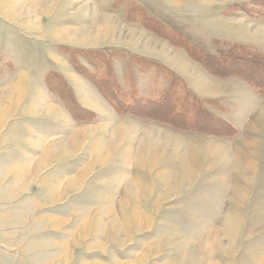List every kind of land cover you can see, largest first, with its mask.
<instances>
[{
	"label": "rangeland",
	"instance_id": "1",
	"mask_svg": "<svg viewBox=\"0 0 264 264\" xmlns=\"http://www.w3.org/2000/svg\"><path fill=\"white\" fill-rule=\"evenodd\" d=\"M0 264H264V0H0Z\"/></svg>",
	"mask_w": 264,
	"mask_h": 264
},
{
	"label": "trees",
	"instance_id": "2",
	"mask_svg": "<svg viewBox=\"0 0 264 264\" xmlns=\"http://www.w3.org/2000/svg\"><path fill=\"white\" fill-rule=\"evenodd\" d=\"M127 13H130V12L128 11ZM143 16H144V20H145L147 17L145 15H143ZM144 20H142V21L144 22ZM184 42L187 43L186 41H184ZM235 45H238V44H235ZM188 46L191 47V49L193 50L192 46H194V45H188ZM238 46H240V49L242 50V46H245V45H238ZM200 51H201V49H200ZM208 59L215 60V61H217V63L224 62L222 58L215 57V56H210V57H208ZM139 60L140 61L136 62V64H138V65L139 64L150 65V67H152V69H145V68L140 69L141 73H143V72L144 73H150V72L153 73V78L151 80V81H153V85H152L151 89H149V91H148L149 100L145 101V102H149V101L154 102V103L165 102V100L172 93H174V95L176 97H178L177 107L179 110H181L182 107H187L191 115H194L197 113L196 112L197 106L199 105L201 107L202 103L198 99H197L196 104L192 102L193 101L192 99L189 100V93L186 91L187 90L186 87L179 83L178 78H176L170 70H168L166 67L159 65L158 63L150 61L148 59H139ZM103 62L106 66L105 67L106 69L110 68L108 66V63L110 61L104 60ZM163 79H166L167 81H169L168 87H167V89H164V90H162L161 87H159V89H158L157 83H161L160 81H163ZM110 87L112 89L110 91H112L118 99L117 102L122 103L125 106H131L132 102H134V101L136 102L138 100H141L140 99L141 95L139 93H137V92L127 93V91L117 83L113 87L112 86H110ZM126 95L127 96L129 95V98H131V96H132L133 99L132 100L131 99L125 100ZM191 95H192V93H191Z\"/></svg>",
	"mask_w": 264,
	"mask_h": 264
}]
</instances>
